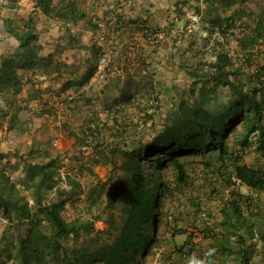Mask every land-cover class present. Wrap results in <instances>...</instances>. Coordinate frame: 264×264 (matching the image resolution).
Masks as SVG:
<instances>
[{
	"label": "trees",
	"instance_id": "1",
	"mask_svg": "<svg viewBox=\"0 0 264 264\" xmlns=\"http://www.w3.org/2000/svg\"><path fill=\"white\" fill-rule=\"evenodd\" d=\"M30 1L44 16L63 23V26L68 22L83 20L91 30L98 31L97 23L87 16L79 0ZM254 1L223 0V7L234 6L233 10L224 17L217 14L211 21L222 34L240 28L241 25L242 34L236 40L244 67L249 70L256 65L255 61H262L257 63L254 71L247 73L245 81L240 77L242 65L234 67L229 55L222 52L209 64V71L201 76L203 79L198 92L191 89L190 93L194 96L192 103L182 98L176 109L168 114L162 130L149 141L133 137L138 140L131 139L128 142L124 130L117 129L110 131L109 140L106 138L99 143L98 132L90 129L91 124H87V129L93 132L89 137L84 133H70L76 139L83 137L85 141L87 138V143L92 144V147L85 148L94 153V148L104 144L108 153L104 158H110L114 165L118 164L114 173L118 175L116 186L122 196L124 216L118 234L112 241L94 249L79 245L68 248L62 243L61 240L69 236L77 239L82 232H90L93 223L76 219L67 221L61 213L67 203L64 196H59L57 201L44 203V193L55 188L57 181L62 180L58 173L57 158L48 154L45 160L34 162L23 158L25 177L19 184L14 183L0 169V216L15 224L14 242L7 243L14 250L13 260L16 264H137L146 255L149 245L155 241L158 204L164 190L160 168L165 165L172 166L177 184L185 183L186 162L182 157L187 154L196 152L203 155L216 150L215 156L219 162H231L232 175L239 181V185L255 192H264V165L255 168L241 163L240 156L234 151L231 152L226 143L228 134L240 124V148H246L250 144V138L255 136L256 149L264 154V7L261 12L253 13L247 4ZM251 19L254 21L252 26L247 24V20ZM2 20L4 31L17 40L18 46L11 53L0 56V94L16 99L27 83L35 82L34 76L37 73L49 77L54 73H61L66 65L62 66L54 61L44 45L38 43V31L32 16L18 26L9 18L4 17ZM67 37L70 43L76 41L73 35L67 34ZM106 42L107 40L99 44L92 43L95 62ZM92 69L93 66L79 81L80 84L91 76ZM28 71L32 72L30 78L24 75ZM116 78L122 81L120 76ZM128 83L130 79L124 80L121 90L129 86ZM61 84L63 90L73 85L71 80H64ZM219 87L230 91L233 96L230 102L222 104L218 101ZM133 89V93L127 94L125 100L129 101L135 95H143L146 110L158 107L159 92L152 80L133 82ZM122 94L125 95L123 91ZM209 105L216 106L217 110H209ZM15 116V112L9 113L0 107V124L3 119L9 118V130L13 128ZM96 154L92 157L98 160L99 156ZM5 157L6 153L0 151V161ZM78 163L81 164L77 174L92 172L91 165H86L83 161ZM63 179L73 187H80L77 179L70 174ZM19 188L30 191L34 207L30 206L29 200ZM101 195L102 192L99 191L97 198ZM107 200L108 207L113 209L115 199L109 197ZM239 201L236 197L231 198L228 208L223 211L220 224L224 230V239L216 247L219 252L230 253L237 248L240 256L238 264H249V250L242 243L238 248L229 241L232 235L237 236V242L244 240L238 230L239 222L245 220L242 218ZM2 239L7 240L5 234ZM175 250L185 254L191 247L185 241L175 246Z\"/></svg>",
	"mask_w": 264,
	"mask_h": 264
},
{
	"label": "rangeland",
	"instance_id": "2",
	"mask_svg": "<svg viewBox=\"0 0 264 264\" xmlns=\"http://www.w3.org/2000/svg\"><path fill=\"white\" fill-rule=\"evenodd\" d=\"M79 1L81 4L89 3L87 0ZM185 1L175 0L170 4L172 9H168L177 12L179 20L182 22L184 19V25L187 20L185 13L179 6L190 5ZM19 2L21 4H18ZM19 6H25L29 11L34 4L30 0H0V9ZM190 6L197 9L194 4ZM247 6L249 10L257 14L263 10L264 0L249 2ZM197 11L199 12L198 9ZM28 16H32L35 23L39 20L37 15H34V11H31ZM21 20L22 18L18 20L20 25H22ZM97 21L96 17L94 23ZM247 24L254 25L253 19L247 20ZM239 27L241 29V25ZM244 27L246 28V26ZM115 30L113 28L109 32L104 25L101 26L95 35L96 42L101 43L104 40H110L109 35L113 31L115 33ZM150 30L152 29L148 31ZM145 34L143 38L148 41ZM16 41L4 31L0 21V56L14 51L18 46ZM138 49V43L134 40L131 43H125L123 46L113 40L109 42L106 49L100 52L98 58L105 57L108 59L105 69L99 68V60L96 66L98 69L106 71L107 76L113 74L121 67L120 62L122 61L130 66L137 64ZM46 50H50V48L46 47ZM258 62L262 63L259 59L255 61L256 65L249 70L246 69L247 72L240 75L241 79L245 81L247 73L254 71ZM245 89L247 90L248 87ZM53 93L55 92L49 95L42 92L43 96L40 93L32 94V97L36 96L39 99L36 104L31 106L24 104V99L20 97L14 99L11 96L5 97L0 94V107L9 113H16L12 129H8L9 118L3 119V123L0 124V151L6 153V157L0 161V169L14 183L19 184L25 177L23 158L29 162L45 160L47 154L57 158L59 160L57 164L58 173H60L62 180L57 181L55 188L44 193L43 201L44 203H51L57 201L59 196H64L67 203L61 213L67 221L76 219L82 222H92L90 232H82L77 239L69 236L61 241L68 248L79 245L91 246L94 249L112 241L114 236L118 234V229L122 223L124 216L122 215V196L116 186L118 175L112 173V170L101 169L98 164L101 160L93 158L90 149L85 148L92 147V144L87 143V138L85 141L83 137L76 139L70 133L77 130L78 135L84 133L85 136L88 135L89 137L94 131H97L99 135L97 141L100 143V141H105L106 137L108 138L111 130L121 129L124 130L128 142L131 139L135 141L141 139L146 142L162 130L168 114L176 109L179 102H176L177 104L175 102L165 103L162 100V103H158L157 108L146 110L143 95H135L129 101L122 99L115 105H109L108 115H111L112 119L108 117L111 124L102 129L97 128L96 125H91L92 132L87 129L82 114L77 113L78 115L67 117L66 108L69 101H55L51 98ZM181 96V99H186L190 103L194 99V96L189 95L186 90ZM232 99L233 96L227 88H218V101L220 103L226 104ZM208 109L214 111L217 110V107L209 105ZM92 111L97 112L96 109ZM78 112H83V107ZM59 114L64 116L61 120L63 122L60 124L57 119ZM241 131L242 128L239 124L228 134L226 143L229 150L240 156L241 163L255 168L262 167L264 154L257 151L255 136L250 138V144L246 148L241 149L238 144ZM56 141L57 145H54ZM131 144L136 145L135 143ZM216 152V150H211L203 155L195 152L183 156L187 173L186 182L183 184H177L175 181L172 166L165 165L160 168L164 190L158 204L155 241L149 245L146 255L140 258L137 264H238L240 256L237 253V248L230 253L219 252L216 247L221 239H224L222 234L224 230L220 221L223 211L228 208L229 200L233 197L240 200L242 218L245 219L244 222L238 224L239 233L243 235L244 240L237 242V236L232 235L229 241L238 248L242 246V243L243 247L249 250V264H264V192L248 191L247 187L238 185L232 175L231 162L228 160L223 163L219 162L215 156ZM80 161L86 165H91L92 172L84 171L83 174H77L79 173L77 169L81 164L78 163ZM67 174L76 178L80 187L69 185L63 179ZM19 189L29 200L30 206L34 207L35 204L30 196V191L23 190V188ZM99 191L102 192V195L97 198ZM109 197L115 199L113 209L107 205ZM202 212L206 213L207 218L201 217ZM249 225H251L250 229ZM46 231L49 233L47 229ZM3 234H5L6 241L2 239ZM15 236V224L0 216V264H16L13 260L14 250L7 243L8 241L14 242ZM185 241H188L191 250L185 254H180L175 250V246L181 245Z\"/></svg>",
	"mask_w": 264,
	"mask_h": 264
},
{
	"label": "crops",
	"instance_id": "3",
	"mask_svg": "<svg viewBox=\"0 0 264 264\" xmlns=\"http://www.w3.org/2000/svg\"><path fill=\"white\" fill-rule=\"evenodd\" d=\"M87 1L89 3L81 6L93 21L97 17L99 29L103 25L109 32L110 29H116L115 33L113 31L109 35L111 37L109 42L114 40L120 46L127 42L131 43L133 40L138 43V63L130 66L122 61L120 62L121 67L115 73L109 74L108 77L106 71L97 68L98 59L95 62L92 56V43L96 42L95 35L98 31L91 30L85 21L68 22L63 26V23L44 16L34 6L29 11L25 6L0 9L2 28L4 17L11 19L18 26L20 25L18 24L19 19L26 20L25 18L29 17L28 14L34 11V15L39 18L36 21L38 43L50 48V50H46L45 47V50L54 61L59 62L62 66L66 65L61 73H54L49 77L40 76L37 73L34 76L35 82L27 83L20 92L21 95H18L24 99V104L31 106L37 103L39 98L32 97L34 93H40L43 96L42 92L49 95L55 92L51 97L55 101H69L66 108L67 117L82 114L86 124L96 125L97 128L102 129L111 124L109 117L112 119V116L108 115L109 105H115L116 102L125 99L127 94L133 93V82L152 80L156 89L160 91L159 102L162 103L163 100L165 103H176L181 100V95L185 90L189 95H191V89L198 92L202 83L200 81L203 79L201 76L209 71V64L215 61L219 53H227L234 67L242 65L241 51L236 40L242 34L241 29L236 28L222 34L217 27L211 24L217 14L224 17L233 10L234 6L224 8L223 0L185 1L187 4H194L202 17L201 31L194 35L186 34L183 31L184 19L181 22L177 12L168 10L172 9L170 4L175 0ZM153 28L159 29L162 33V39L155 47L143 38L145 31ZM67 34L75 36L73 39H76L77 42L70 43ZM108 41L102 50L107 48ZM124 63L125 65H123ZM91 65L93 66L91 76L86 82L80 84L79 81L89 73ZM246 69L242 65L240 73L244 75L247 72ZM31 74V71L24 73L26 78H30ZM117 76H120L122 81L117 80ZM126 79H130V83H128L130 85L121 90L123 81ZM64 80H71L72 87L63 90L61 82ZM122 91L125 95L122 94ZM82 107L83 112L79 113L78 110ZM93 109H96L97 112H93ZM63 118L62 114L57 116L59 124L63 122L61 121ZM93 151L99 156L98 160H101V162L98 161L101 169L115 172L118 164L114 165L110 162V158H104L105 154L108 155L104 144L94 148ZM95 153L91 152L92 156Z\"/></svg>",
	"mask_w": 264,
	"mask_h": 264
},
{
	"label": "built area",
	"instance_id": "4",
	"mask_svg": "<svg viewBox=\"0 0 264 264\" xmlns=\"http://www.w3.org/2000/svg\"><path fill=\"white\" fill-rule=\"evenodd\" d=\"M199 1H207V0H199ZM183 12L185 13L186 17V23L184 25L183 31L188 35H194L201 31V15L197 11L196 8L191 7L190 5H180L179 6ZM146 37L149 43H151L154 46L159 45L161 39H162V33L159 29H152L150 31H146ZM108 59L105 57H101L99 59V68L102 67V69H105L107 65ZM101 70V69H100ZM104 71V70H102ZM54 145H57V141L54 143ZM235 182L239 185V181L235 179ZM202 218H207L206 213H201Z\"/></svg>",
	"mask_w": 264,
	"mask_h": 264
}]
</instances>
